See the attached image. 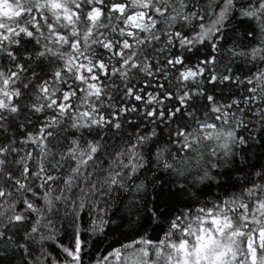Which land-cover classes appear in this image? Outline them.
Returning a JSON list of instances; mask_svg holds the SVG:
<instances>
[{
  "label": "snow or ice",
  "instance_id": "1",
  "mask_svg": "<svg viewBox=\"0 0 264 264\" xmlns=\"http://www.w3.org/2000/svg\"><path fill=\"white\" fill-rule=\"evenodd\" d=\"M0 264H264V0H0Z\"/></svg>",
  "mask_w": 264,
  "mask_h": 264
}]
</instances>
